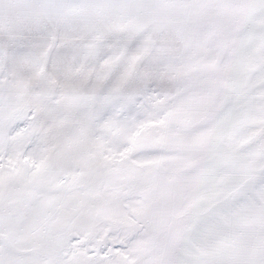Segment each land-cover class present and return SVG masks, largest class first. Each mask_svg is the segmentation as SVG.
Listing matches in <instances>:
<instances>
[{"label":"snow or ice","instance_id":"1","mask_svg":"<svg viewBox=\"0 0 264 264\" xmlns=\"http://www.w3.org/2000/svg\"><path fill=\"white\" fill-rule=\"evenodd\" d=\"M0 264H264V0H0Z\"/></svg>","mask_w":264,"mask_h":264}]
</instances>
